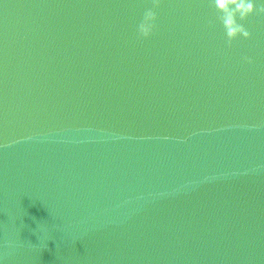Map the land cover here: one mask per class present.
<instances>
[{
  "label": "clouds",
  "instance_id": "1",
  "mask_svg": "<svg viewBox=\"0 0 264 264\" xmlns=\"http://www.w3.org/2000/svg\"><path fill=\"white\" fill-rule=\"evenodd\" d=\"M153 8L159 7L161 0H151ZM215 8L223 13L221 22L225 29L228 44L238 37L248 39L251 33L244 27L243 24L237 21V15L241 21L246 20L253 14L264 15V0L257 7L254 0H214ZM157 15L156 12L150 8L143 14L141 22L137 26L138 35L141 38H149L156 28ZM248 63L252 60L249 57L244 58Z\"/></svg>",
  "mask_w": 264,
  "mask_h": 264
}]
</instances>
